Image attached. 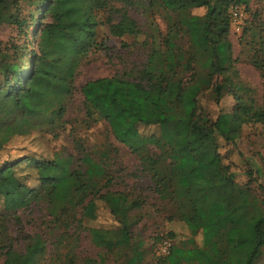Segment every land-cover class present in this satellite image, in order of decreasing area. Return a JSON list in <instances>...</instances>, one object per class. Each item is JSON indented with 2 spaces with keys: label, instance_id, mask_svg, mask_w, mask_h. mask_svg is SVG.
Segmentation results:
<instances>
[{
  "label": "trees",
  "instance_id": "1",
  "mask_svg": "<svg viewBox=\"0 0 264 264\" xmlns=\"http://www.w3.org/2000/svg\"><path fill=\"white\" fill-rule=\"evenodd\" d=\"M140 1L164 13V31L145 34L146 59L133 75L123 71L82 83V116L68 119L79 67L106 53L111 38H137L143 32L130 13ZM249 2L41 0L38 20L30 14L28 22L20 16L18 0H0V24L15 25L24 37L31 33L28 27L37 26L36 49L0 47V150L15 134L38 125L57 136L67 124L74 148L33 162L39 189L19 176L16 167L22 160L0 165L2 264H109L112 257L114 264H141L144 228L133 229L130 215L148 198L137 186L133 192L118 187L124 184L122 168L110 162L118 148L108 138L93 148L73 125L90 129L100 121L106 135L135 155L146 189L168 206L166 219L180 220L190 231L185 245H170L163 262L257 264L264 247V196L258 198L250 185L235 180L219 150L220 139L235 142L243 125L264 126V94L257 102L235 80L237 56L229 39L232 9H249ZM193 8L204 12L193 14ZM248 32L257 45L249 61L264 80V28L255 15L242 28V40ZM174 37L185 39L186 47L171 46ZM205 94L216 104L229 94L235 104L212 119L199 101ZM140 126H156L157 132L143 133ZM259 170L247 174L253 178ZM38 198L46 202L47 233L27 234L18 212H31ZM97 200L105 203L117 228L84 224L95 218ZM8 219L16 229L13 237ZM82 233L98 248L95 254L76 251Z\"/></svg>",
  "mask_w": 264,
  "mask_h": 264
},
{
  "label": "rangeland",
  "instance_id": "2",
  "mask_svg": "<svg viewBox=\"0 0 264 264\" xmlns=\"http://www.w3.org/2000/svg\"><path fill=\"white\" fill-rule=\"evenodd\" d=\"M38 6H41V0H18L20 16L27 18L28 22H30V14L36 15L35 20H38L40 14L37 15V12L35 13ZM157 9L156 7L149 8L143 1L135 3L130 7V13L143 31L140 36L137 38L133 36L111 38L108 41V45L111 48L106 53L91 58L79 67L75 79L76 91L68 102L66 113L68 119L78 120L82 116V96L78 88L86 80L111 76L123 71L133 75L134 73L132 74V72L142 67L147 55L146 47L142 43L145 34L148 31L153 33V30H157L160 33L165 29L164 13H160ZM236 11H238L236 16L231 15L229 33L233 54L237 56L235 66L239 72L234 78L248 89V96L254 97L259 102L261 95L264 94V80L260 76L259 71L249 61L252 47H257V45L253 44L255 37L252 38V35L248 32L245 39L242 40L241 32L242 28L248 25L253 15H255L257 24L261 23V27L264 28V0H250L249 9L239 6ZM203 12L204 8L191 9L193 14H201ZM28 29L31 30V33L24 37L15 25L9 22L1 23L0 47L9 52L13 46H22L24 52L36 49L37 26L28 27ZM102 32L103 29L100 33ZM170 44L171 46L180 44L184 48L186 47L185 39L182 40L181 38L176 39L174 37ZM28 59L29 57L26 56V60ZM199 101L212 119L219 111H230L235 104L234 99L229 94H225L218 104L214 103L208 94L201 96ZM70 125L67 124L66 129L59 130L57 136L52 135L45 129H41V125L28 129L25 133L15 134L0 150V165L5 161L16 163L22 160L16 167L19 176L28 186L39 189V182L36 180L35 171L32 168L33 162L49 159L54 152L58 151L74 152L72 134L68 131ZM73 125L77 127L79 136L85 139V143L88 146L99 147L101 144L106 143L108 138L118 148L117 154L115 152L110 154L112 167L122 168L121 174L124 184L118 185V187L133 192L134 186H137L148 198V201L140 209L132 211L130 215L136 224H134L133 229H137L139 226L144 228L140 234V237L144 240L143 246L145 248L141 264H168L163 262L162 258L167 255L171 244L185 245L191 235L189 229L180 220L166 219L169 214L168 206L146 189V177L141 175L135 155L124 145L117 142L110 134L106 135L103 122L95 123L90 129H86L81 123L77 122H74ZM140 130L143 133H152L157 132V127L140 126ZM219 145V150L225 161L231 164V168L235 172V180L239 184L246 183L250 185L258 198L264 196V191L260 188V185L264 187V126L259 123L243 125L235 142L225 143L220 139ZM256 167L260 168L259 172L255 171L253 178H250L247 170H254ZM96 203L95 218L91 220L85 219L84 224L104 229L117 228L118 223L114 216L110 214L105 203L99 200ZM32 207L33 210L31 212L22 210L18 212L23 223L24 232L27 234H33L34 232L47 233L45 200L42 198L36 199ZM0 212H3L1 197ZM8 232L12 237L16 234L15 226L9 219ZM194 237L197 240L196 243H198L200 236L195 235ZM19 248H23L22 243ZM97 250L98 248L82 233L76 246V251L81 256H87L95 254ZM114 260L112 257L107 259V262L114 264ZM2 261L3 258L0 256V264H2ZM257 264H264V247Z\"/></svg>",
  "mask_w": 264,
  "mask_h": 264
},
{
  "label": "built area",
  "instance_id": "3",
  "mask_svg": "<svg viewBox=\"0 0 264 264\" xmlns=\"http://www.w3.org/2000/svg\"><path fill=\"white\" fill-rule=\"evenodd\" d=\"M236 8H237V7H234V8L232 9V15H234V16H236V15H237V12H238V11H236Z\"/></svg>",
  "mask_w": 264,
  "mask_h": 264
}]
</instances>
